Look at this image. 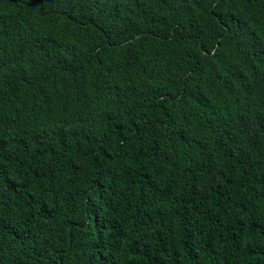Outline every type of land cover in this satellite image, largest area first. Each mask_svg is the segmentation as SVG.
<instances>
[{
	"label": "trees",
	"instance_id": "trees-1",
	"mask_svg": "<svg viewBox=\"0 0 264 264\" xmlns=\"http://www.w3.org/2000/svg\"><path fill=\"white\" fill-rule=\"evenodd\" d=\"M0 264H264V0H0Z\"/></svg>",
	"mask_w": 264,
	"mask_h": 264
}]
</instances>
